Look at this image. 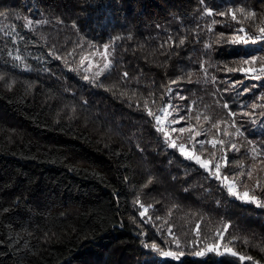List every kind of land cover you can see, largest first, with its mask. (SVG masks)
<instances>
[{"label":"trees","instance_id":"obj_1","mask_svg":"<svg viewBox=\"0 0 264 264\" xmlns=\"http://www.w3.org/2000/svg\"><path fill=\"white\" fill-rule=\"evenodd\" d=\"M261 28L264 0H0V264H264Z\"/></svg>","mask_w":264,"mask_h":264},{"label":"snow or ice","instance_id":"obj_2","mask_svg":"<svg viewBox=\"0 0 264 264\" xmlns=\"http://www.w3.org/2000/svg\"><path fill=\"white\" fill-rule=\"evenodd\" d=\"M240 11L243 12L244 10H243V9H240ZM209 14H211L210 11H209ZM249 15L254 16L255 14H254V13H250ZM233 19H235V14H233ZM260 32H261V35L264 36V28H261V29H260ZM244 42H247V40H245ZM180 43L182 44V43H183V40H181ZM245 63H247V61H245ZM108 67H109V65H107V64L104 66L105 69H107ZM251 71H255V69H252ZM125 75H127V74L125 73ZM254 78L259 79L258 76H257V77H254ZM261 99H264V97H261ZM224 106H225V107H228L227 105H224ZM252 107L255 108V107H257V105L253 104ZM148 114H149V115H153V113H152L151 111H149ZM155 119L157 120V123H158V124L161 123V120H160V117H159V116H156ZM174 122H175V123H179V121H174ZM157 130H158V131H163L162 128H158ZM187 130L191 131V129H187ZM173 131H176V129H173ZM184 131H186V129L183 128V127L179 129V132H181V133L184 132ZM165 135L167 136L168 134L165 133ZM196 135H200V133H196ZM200 143H204V142L201 141ZM211 143L213 144V146H215L216 143L223 144V141H222V140H220V141H212ZM171 146H172L173 148L178 147L177 144L175 143V141H172V142H171ZM179 149H180L181 153H182L183 155H185L187 158L195 160L198 164H200L201 167L205 168L206 170L209 169V162H208V161H204V160H202V159L200 158V156H195V155H191V154H189L188 152L185 151V147H184V145H179ZM225 165H227V160H225ZM215 168H216V171H215L214 175L216 176L217 179H221L219 165L217 164V165L215 166ZM245 175L247 176L248 179H251L253 174H252V172H248V173H246V174L243 173V172L239 173V176H241V177H244ZM222 179L225 180V181H228V177H227V176L222 177ZM256 185L259 186V180L256 181ZM225 186L227 187V191H228V193H229L231 196H234V197H236L237 199H241V200H244V201H246V202H253V203H256V202H257V198H256L255 196H251V195L249 194L248 191H245V192L243 193V195H241V194L237 191V189H236V180H235V179H233L231 182H229V183L226 184ZM259 206H264V204H261V205H259ZM146 211H147V209H145L144 212H141L140 215H141V216H144L145 213H146ZM197 227H198V226H197ZM226 228H227V225L225 226V229H226ZM152 247H153V248H156V245H152ZM228 251H230V250H228ZM162 254H163L164 256L173 255V254L170 253V252H163ZM198 254H202V253H198ZM231 254H232V255H237L235 252H232ZM240 259L243 260V259H245V257H242V256H241ZM248 259H251V258L249 257Z\"/></svg>","mask_w":264,"mask_h":264},{"label":"rangeland","instance_id":"obj_3","mask_svg":"<svg viewBox=\"0 0 264 264\" xmlns=\"http://www.w3.org/2000/svg\"><path fill=\"white\" fill-rule=\"evenodd\" d=\"M108 52L107 51H104L101 55H96V56H94V57H91V58H88L87 60H86V63H87V69L89 70V71H93V70H95V68H102L103 66H105L106 64H108V61H107V56H108V54H107ZM101 57H103L104 59V61H106L104 64H103V62H102V60H101V62L99 61L100 60V58ZM102 66V67H101ZM87 70V71H88ZM179 111H176V108H174V109H167L165 112H164V114L160 117V120H161V124L163 125V126H166V125H168L169 127H171L172 129L170 130V132H172V134L173 133H176V134H178L180 137H182L183 136V134H184V132H179V129L180 128H182V127H180V126H178L177 128H175V126H176V124L177 123H175L174 121H179L180 122V116H179V113H178ZM173 129H176V131H173ZM177 139V138H176ZM175 139V142H176V144H177V146H178V148H179V142H178V140H176ZM185 147V146H184ZM180 150V149H179ZM185 151L186 152H188L189 154H191V155H193V152H191L189 149H187L186 147H185ZM224 182L226 183V184H228L229 182H231V181H225L224 180ZM236 189H237V186H236ZM237 191H238V189H237ZM239 192V191H238ZM240 193V192H239Z\"/></svg>","mask_w":264,"mask_h":264}]
</instances>
